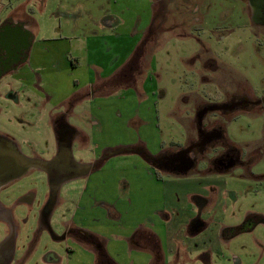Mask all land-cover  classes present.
Here are the masks:
<instances>
[{"label":"rangeland","instance_id":"rangeland-1","mask_svg":"<svg viewBox=\"0 0 264 264\" xmlns=\"http://www.w3.org/2000/svg\"><path fill=\"white\" fill-rule=\"evenodd\" d=\"M6 20L20 23L33 36L18 72L0 79V137L27 158L56 157L60 119L76 132L67 144L70 159L93 163L104 145L140 140L145 133L136 114L144 107L142 115L155 125L158 138L179 142L180 150L191 135L192 141L199 135L200 105L241 96L260 102L246 110L205 113L203 127H219L240 162L224 174H211L216 180L204 200L222 203L219 222L228 229V240L216 242L220 255H213L211 264H264V13L263 21L255 22L248 0H0V24ZM134 40L141 42L140 57L127 74L120 69ZM100 86L107 95L95 96ZM147 89L154 93L151 103L144 102ZM15 91L22 101L11 98ZM71 92L70 104L57 105ZM129 112L135 120L128 128L122 118ZM149 137L147 142L153 141ZM219 147L187 151L189 157L198 152L191 172L210 170ZM118 157L126 159L94 174L103 182L110 173V186L106 191L103 185L98 195L111 205L129 204L124 209L105 205V216L89 210V204L83 211L77 206L89 194L92 178L72 175L52 185L43 169H31L1 189L3 204L16 202L13 264H97L95 247L77 236L78 226L92 231L116 263L147 262L129 250L126 240V211L134 210L144 188L142 165L137 156ZM53 187L56 204L43 214ZM28 194L30 203L20 200ZM143 215L139 208L138 219ZM70 229L73 233L67 234ZM5 230L0 225V240ZM204 242L215 243L208 237ZM177 257V264H204L194 252Z\"/></svg>","mask_w":264,"mask_h":264},{"label":"crops","instance_id":"crops-1","mask_svg":"<svg viewBox=\"0 0 264 264\" xmlns=\"http://www.w3.org/2000/svg\"><path fill=\"white\" fill-rule=\"evenodd\" d=\"M14 26V20H6L0 24L1 26L4 25ZM20 24V23H19ZM21 33L27 32L26 35L29 37L30 44L29 48L26 53V60L29 54V50L33 41L32 34L27 31L21 25ZM133 41L132 44H129V48L126 52V61L122 65L120 71L124 70L127 71L129 74L132 71V64L133 62L138 63L140 54L136 51L140 49L141 42L137 40ZM136 47V48H135ZM135 48V49H134ZM134 49V51H133ZM25 60V61H26ZM25 61L19 63L15 69L23 64ZM118 65V64H117ZM121 66H115L113 69H117ZM119 70V69H118ZM124 71V72H125ZM18 72V70H17ZM117 74V73H116ZM126 74V75H127ZM109 75H112L110 73ZM125 76V75H124ZM123 77V76H122ZM90 80V79H89ZM129 85L127 88L129 89ZM95 96H102L107 95L105 88L101 86L99 88H95ZM40 92V91H39ZM153 91L150 89L145 90L144 92V102L151 103V99L154 96ZM143 93V92H142ZM44 95H47L45 93ZM12 99H17L16 101H22L18 91L13 92L10 95ZM53 98V95H51ZM59 97V95H56ZM48 101H51L48 98ZM73 96L71 93L63 94V97H59L58 104H70L72 101ZM75 100V99H74ZM148 105V104H147ZM204 106L200 105V107ZM149 111L152 110L150 104L148 105ZM145 113V107L143 108L142 112H138L136 114V118L138 120V125H140L144 129V137L142 136L139 141H131L128 142L127 139L123 142H117L115 145H104L99 154L95 155L93 159V163H80V164H88L90 168L87 172L83 173H75L72 178L75 177H82V179L92 178L88 180L91 184L89 194H87L84 199L82 198L80 204L77 205L79 210L83 211L84 208L87 207L89 204V210L93 209L95 211L104 213L105 216V205L111 207L113 209L114 206H118L120 208H126L129 204H119L118 201L111 205V202L105 203L104 201L101 202L100 195L98 192L101 190L103 185H106V191L110 186L111 182L108 183L107 179L110 177V173H107L106 180L101 182L100 178H95L94 174H97L102 168H109V164L111 162L121 161L119 155H131L137 156L141 163V176H144V182L140 185L144 184V188L141 190V193L138 194L136 200V206H134V210H128L127 219H126V226H127V237L126 240L129 243V250L132 251L135 255L143 256L145 264H169L170 259L174 260V257L177 258L176 264L178 259V255H182L184 258L188 252H194L200 256L202 263L204 264H211V258L213 255H220V251L215 250V245L217 240L226 241L227 235H224L228 229H226V225L221 224L219 222L221 219L223 221V215L221 213L222 210V203L219 201L211 202L204 200L206 195H209L208 188L214 184L215 177H211L212 173H226L229 171L233 165L226 166L223 165L222 162H217V155L212 159L209 163L211 169L207 172L202 171V175L194 174L191 172L192 169H188L187 171L182 170H175L172 168H163L157 166L155 163H151L148 157H160L161 155H168L172 153H176L179 148L178 143L172 139L167 140H160L154 126H152V121H147V118L144 119L142 113ZM151 112V111H150ZM124 115V114H123ZM123 121L128 122V128L130 123L135 120V117L126 113L123 116ZM67 126V125H65ZM153 135V141L147 142V138ZM189 135V134H188ZM190 136V135H189ZM188 143L193 140V135H191L188 139ZM156 141V142H154ZM154 142V143H153ZM150 143V144H149ZM12 144V143H11ZM13 145V144H12ZM14 146V145H13ZM123 149V151H120ZM144 151V154L140 150ZM6 151V149H5ZM147 154V155H145ZM148 156V157H147ZM109 159V160H108ZM107 160V161H106ZM132 160H134L132 158ZM120 163V162H119ZM24 165L22 164L21 170L23 169ZM113 167V166H112ZM114 168V167H113ZM153 168V169H152ZM155 168V169H154ZM117 172L119 173L122 170L121 164H117ZM30 169L22 170L20 177L25 175ZM99 170V171H98ZM159 172V176L154 174V172ZM109 176V177H108ZM124 179L128 176L127 174ZM202 176V177H201ZM207 178H203V177ZM210 176V177H209ZM108 177V178H107ZM3 185V184H2ZM1 185V186H2ZM0 186V187H1ZM140 189L138 188V191ZM1 192V189H0ZM31 195L28 194L24 199H20L23 202L30 203L32 201ZM100 197V198H99ZM1 199V198H0ZM57 199V198H56ZM204 200V201H201ZM83 203V207L81 206ZM105 203V204H104ZM16 202H13L11 205H5L0 200V225L6 229L5 233L7 234L9 228L13 226V210L15 209ZM56 203H54L55 205ZM198 205V210H196V206ZM110 208V209H111ZM141 208V211L145 213L142 218L138 219V209ZM85 213V212H84ZM111 213V210H110ZM113 213V212H112ZM44 214V211H43ZM220 216V217H219ZM44 218V215L42 216ZM69 225V224H65ZM71 225V224H70ZM63 224V227H65ZM7 227V228H6ZM79 228L76 230L83 236L88 238L79 237L82 241L86 244H90L95 247V255L97 257V253L102 250L107 258L106 264H123V263H116L113 257H110L109 253H107L101 243L98 241V237L87 229L78 226ZM14 228V226H13ZM18 229V228H17ZM211 230V232H210ZM15 231V228H14ZM67 234H71L69 230ZM210 234V235H209ZM219 234V235H218ZM232 234V233H231ZM16 231L14 235H11V239L15 238ZM230 236V234H229ZM211 238L212 241L214 240L215 243L213 247H210V244H205L204 240L206 238ZM8 239V235L5 238L0 240V244ZM88 239V240H87ZM211 242V241H209ZM99 246H98V244ZM8 250L5 249L4 251L0 252L1 260L0 264H13V245L11 243V250L10 253L7 252ZM90 253H93L91 248H89ZM96 259V258H95ZM184 260V259H183ZM187 260V259H185ZM169 262V263H168ZM139 263V262H138ZM127 264H133L132 262H127Z\"/></svg>","mask_w":264,"mask_h":264},{"label":"flooded vegetation","instance_id":"flooded-vegetation-1","mask_svg":"<svg viewBox=\"0 0 264 264\" xmlns=\"http://www.w3.org/2000/svg\"><path fill=\"white\" fill-rule=\"evenodd\" d=\"M255 22H258V19L263 21V14L261 15H254ZM4 29L0 30V79L3 75L7 73H11L16 66V63L20 60L18 58H21L23 51L21 50V47H18L19 54L14 52V43L13 38L10 36V32H15V27H10L4 24ZM25 37V34H23ZM20 46V45H19ZM17 56V59H14ZM18 65V64H17ZM11 95V94H10ZM260 104V102H254L250 100L249 98L245 96L241 97H235L232 100H229L228 102H224L222 104H212L208 106H202L200 107L198 113V120H197V129L199 130V135H197L196 140L190 141L185 147H182L180 150H178L176 153L168 154V155H161L160 157H148L151 163H155L159 167L163 168H172L175 170H182L187 171L188 169H193L195 167V164H197V153L196 155H189L187 154V151L193 149L200 151H204L207 149V147H215L220 145V149L217 153V162H222V164L228 166V165H236L239 161V155L238 151L231 146H227L225 142L223 141V134L219 127H213L211 125L210 128H204L203 127V121H204V115L209 110L213 111H219L223 113L232 112L234 110H246V108L253 107L255 105ZM210 120V119H209ZM213 120H211L212 122ZM214 122V121H213ZM74 129H72L70 126H65V124L62 123V119H60L55 124V134L59 145V154H63L64 159L60 160L58 163L50 166L48 169L42 168L44 172H46L49 175V183L54 185L57 182H62L63 179L74 175L75 173H80L83 171V168H80L77 164L73 163L72 160H68L67 157V144L69 141L72 140V138L75 135ZM217 148V147H216ZM140 150V149H139ZM17 151V150H16ZM142 153L144 154V151L141 149ZM7 151L4 150L5 159L10 158V161L8 162V166L5 168H2V163L4 161V156L1 157L0 161V189L6 187L9 183L12 181L17 180L20 175L17 176L18 172L21 171L22 166V160L21 158L17 156L11 155V153H6ZM18 152V151H17ZM19 153V152H18ZM20 154V153H19ZM193 154V153H192ZM8 155L10 157H8ZM147 155V154H145ZM35 158V157H34ZM38 159V158H35ZM39 160V159H38ZM43 161V160H39ZM71 161V163H70ZM90 168V167H89ZM4 169V170H3ZM31 169H38V167L29 168ZM29 170V171H30ZM10 177V178H9ZM8 179V180H6ZM42 223L45 225V218H43ZM74 230L70 229L69 232L73 233ZM15 231L13 226L9 228V231L7 233L8 239L11 238V235H14ZM77 236L81 237L80 234L77 232ZM14 252V251H13ZM99 252H104L100 250ZM13 256V254H12ZM1 258V256H0ZM1 260V259H0ZM106 264V263H103Z\"/></svg>","mask_w":264,"mask_h":264},{"label":"water","instance_id":"water-1","mask_svg":"<svg viewBox=\"0 0 264 264\" xmlns=\"http://www.w3.org/2000/svg\"><path fill=\"white\" fill-rule=\"evenodd\" d=\"M248 1H249L250 6H251V9H252L253 16L254 15H261L264 13V0H248ZM3 26H5V25L1 26L2 30L4 29ZM12 27H15V29H16L15 32H10V36L13 38L12 41L14 43V52L19 54L20 49L18 50V47H21V50L23 51V53H21L22 54L21 58H18L20 60L16 63V66H17V64L26 60V53H27V50L29 48V44H30L31 39H29V37H27V35H28V34L26 35L27 32H24L25 37L23 36V33H21V31H20V29L22 28L21 24L15 23L14 26H12ZM14 59H17V56ZM13 69H15V68H13ZM67 147H68V145H67ZM5 149L7 151L6 153H11V155L13 154V156H17V157L21 158L22 164L24 165V167H23L24 170H27V169L33 168V167H38L40 169H42V168L48 169L50 166H52V165L58 163L60 160L64 159L63 154L61 155L59 153L56 155V157H54L50 161H39L38 159H35V158L24 157L23 155L19 154L16 151L15 147L9 141L0 137V161H1V157L4 156V161L1 162L2 168L7 167L9 165L8 162L10 161V158L5 159V154H4ZM120 151H123V149H121ZM8 157H10V156L8 155ZM67 157H68V160H71L69 149L67 150ZM77 165L80 166V168H83V171H81L83 173L87 172L89 170V167H90V165H88V164H77ZM22 170L18 172L17 176L23 172ZM6 180H8V179H6ZM55 192H56V187H53L52 192H51V197H50V199H48L49 201L47 200V204L45 205V207L43 209L45 214H48V211L52 207L53 203H55V199H54L55 198ZM5 249L8 250L7 251L8 253H10L11 238L6 239L5 241H3L0 244V252L4 251Z\"/></svg>","mask_w":264,"mask_h":264},{"label":"trees","instance_id":"trees-1","mask_svg":"<svg viewBox=\"0 0 264 264\" xmlns=\"http://www.w3.org/2000/svg\"><path fill=\"white\" fill-rule=\"evenodd\" d=\"M107 258L105 256V254H103L102 252H98L97 254V264H103L106 263Z\"/></svg>","mask_w":264,"mask_h":264}]
</instances>
